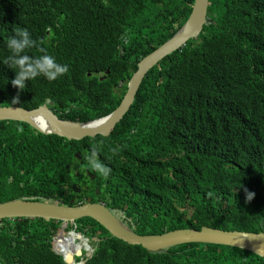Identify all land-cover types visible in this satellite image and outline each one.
Masks as SVG:
<instances>
[{
    "label": "trees",
    "instance_id": "16d2710c",
    "mask_svg": "<svg viewBox=\"0 0 264 264\" xmlns=\"http://www.w3.org/2000/svg\"><path fill=\"white\" fill-rule=\"evenodd\" d=\"M192 4L0 0V60L9 54L5 41L12 28L20 26L68 65L54 83L37 77L20 91L10 83L14 73L0 64V108L32 110L50 100L64 121L88 123L109 115L137 64L181 28ZM207 18L196 40L147 72L108 137L67 141L1 121L0 203L71 206L90 198L140 236L202 227L264 233V0H209ZM27 52L41 54L39 47ZM99 74L105 80L99 82ZM92 151L111 168L108 177L86 170ZM244 189L254 193L247 203ZM71 231L90 243L97 239L85 264H264L252 253L218 245L148 253L111 237L89 218L65 229L52 220H2L0 264H64L58 252L84 250L72 234L62 245Z\"/></svg>",
    "mask_w": 264,
    "mask_h": 264
},
{
    "label": "water",
    "instance_id": "95a60500",
    "mask_svg": "<svg viewBox=\"0 0 264 264\" xmlns=\"http://www.w3.org/2000/svg\"><path fill=\"white\" fill-rule=\"evenodd\" d=\"M208 2V0H193L191 11L185 24L172 38L137 64L136 71L126 84V92L121 102L109 115L88 123H74L52 116L49 114L47 107L43 105L33 110L16 107L0 108V121L24 123L43 135L52 134L67 141H80L84 138H94L95 136L108 137L116 124L121 121L130 109L147 72L158 61L184 47L190 40L197 39L203 26L210 23L207 19ZM106 73L108 74V70ZM104 79L105 77H102L100 81ZM38 115H42L44 118L43 121H39V125H36L32 119ZM75 158L80 160L79 154H75ZM65 168L67 169V166ZM87 176L91 181L94 180L93 175L87 173ZM71 190L74 194L80 193L78 186L72 185ZM99 192V188H96L95 195L98 196ZM72 204L70 202L71 206H64L58 203L16 199L0 203V220L42 219L45 222L52 220L60 222L62 229H65L67 223H73L82 218H89L99 224L111 237L129 246H139L148 253H159L175 246L195 243L232 247L264 259V233L221 231L202 227L198 231L181 229L160 235L140 236L122 224L103 203H92L91 199L88 198L84 204ZM71 234L88 242V239L74 232H69L67 238ZM96 241V238H92V242L95 243ZM92 254L93 251L85 252V259L91 258ZM81 257L82 252L78 249L73 254L62 256V260L65 264H73L74 258Z\"/></svg>",
    "mask_w": 264,
    "mask_h": 264
},
{
    "label": "clouds",
    "instance_id": "9594fccd",
    "mask_svg": "<svg viewBox=\"0 0 264 264\" xmlns=\"http://www.w3.org/2000/svg\"><path fill=\"white\" fill-rule=\"evenodd\" d=\"M182 26H181V28H182ZM120 39L124 43H127L129 37L127 36V34H122L121 37H120ZM5 47L8 50L9 54L3 60H0V64L5 65L9 70H11L14 73V77L11 79L10 83L12 84V86L16 87L20 91H23L25 89V87H26V81L31 82L34 79H36L37 77H43L49 83H54L55 80H57L59 77L63 76L68 71V65L57 62V60L55 59L54 56L48 54L43 49L42 42H39L38 43L37 40L33 39L31 33L29 32V30L27 28L20 27V26H16V27L12 28L11 34L7 37V39L5 41ZM36 47H39L40 48L41 54L38 55V56L29 55L28 52H27V50L33 49V48H36ZM179 50H181V48ZM179 50H177V51H179ZM177 51H175V52H177ZM87 75H89V74H87ZM106 75H108V74L106 73ZM102 77H105L106 78L105 75H100L99 74V79H98L99 82H101L100 79ZM35 83L36 82H33L30 85L32 87H37V86L34 85ZM17 102H18V97H13L12 104H16ZM43 105H45L47 107V109L49 111V114H51L52 116L57 117L58 119H60L58 117L59 116V113L53 107L54 106V103L52 101L46 100L43 104H41L37 108H39V107H41ZM4 108H7V107H4ZM16 108H18V107H16ZM37 108H35V109H37ZM38 116L44 118L42 115H38ZM60 120H62V119H60ZM5 122H9V121H5ZM31 129H33V128H31ZM34 131H36V130H34ZM37 133H39V132H37ZM39 134H41V133H39ZM41 135H43V134H41ZM50 135H52V134H50ZM112 151L115 153V152H118L119 149L116 148V149H113ZM88 169H90L93 173H99L102 177H105V178L108 177V175L111 172V168L107 164H105L99 158V155H98V153L96 151L90 152V154L88 156V167H87L86 170H88ZM85 172H86L85 176L88 177L87 176V173L88 172L87 171H85ZM77 174L78 173H76V176H78ZM94 179H95V177H94ZM93 181H91V182H93ZM75 186H77V185H75ZM80 191H81V189H80ZM244 193H245V203H247V202H249V201H251L253 199V197H254V193L253 192H250L247 189H244ZM99 203H102V202H99ZM5 220H8V219H5ZM1 228H2V220H0V229ZM71 232H74V231H71ZM67 236H68V234H67ZM67 236H66L65 239H67ZM86 239H88V238H86ZM89 242H90V240L88 239V242L87 243H89ZM92 243H94V242H92V240H91V244ZM91 251L94 252V248L93 249L91 248ZM81 252H82V257L81 258H74L73 263L74 262H77L78 263L81 260H83V264H85V261L87 260V259H84L85 258L84 257L85 251L84 250H81ZM73 253L74 252H72L71 254H73ZM58 255L61 256V258L63 256L59 252H58ZM76 260H78V261H76Z\"/></svg>",
    "mask_w": 264,
    "mask_h": 264
},
{
    "label": "bare ground",
    "instance_id": "6f19581e",
    "mask_svg": "<svg viewBox=\"0 0 264 264\" xmlns=\"http://www.w3.org/2000/svg\"><path fill=\"white\" fill-rule=\"evenodd\" d=\"M98 18H99V17H98ZM157 21H158V20H157ZM86 117H87V116H86ZM87 118H88V117H87ZM32 120H33V122H34L36 125H39V121H43V118L40 117V116H37V117L33 118ZM88 120H89V119H88ZM40 127H42V126L40 125ZM72 235H73V234H72ZM73 236H75V235H73ZM75 237H77V236H75ZM67 239H68V238H67ZM67 239H64V241L62 242V245H63V246H65V243H66ZM80 243H81V245L83 246V249L85 250L86 253L91 252V248L89 247V245H88L87 242L81 240ZM80 264H83V262H81Z\"/></svg>",
    "mask_w": 264,
    "mask_h": 264
},
{
    "label": "rangeland",
    "instance_id": "374dc122",
    "mask_svg": "<svg viewBox=\"0 0 264 264\" xmlns=\"http://www.w3.org/2000/svg\"><path fill=\"white\" fill-rule=\"evenodd\" d=\"M209 4V3H208ZM100 194V193H99ZM97 196V195H96ZM99 196V195H98ZM73 202V201H72ZM88 245L93 249V245L89 242Z\"/></svg>",
    "mask_w": 264,
    "mask_h": 264
},
{
    "label": "flooded vegetation",
    "instance_id": "af4514ba",
    "mask_svg": "<svg viewBox=\"0 0 264 264\" xmlns=\"http://www.w3.org/2000/svg\"><path fill=\"white\" fill-rule=\"evenodd\" d=\"M85 174H86V172H85ZM85 251V250H84Z\"/></svg>",
    "mask_w": 264,
    "mask_h": 264
}]
</instances>
